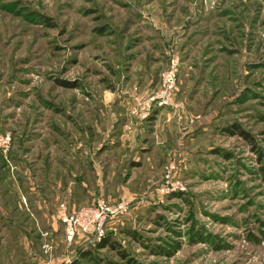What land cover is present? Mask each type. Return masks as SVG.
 I'll list each match as a JSON object with an SVG mask.
<instances>
[{"label": "rangeland", "instance_id": "1", "mask_svg": "<svg viewBox=\"0 0 264 264\" xmlns=\"http://www.w3.org/2000/svg\"><path fill=\"white\" fill-rule=\"evenodd\" d=\"M6 135L0 264H264V0H0Z\"/></svg>", "mask_w": 264, "mask_h": 264}, {"label": "built area", "instance_id": "2", "mask_svg": "<svg viewBox=\"0 0 264 264\" xmlns=\"http://www.w3.org/2000/svg\"><path fill=\"white\" fill-rule=\"evenodd\" d=\"M176 71V62L170 60L168 66L160 74V85L157 91L149 97L146 105L154 103L161 108L173 106L176 111L182 110L181 104L174 101ZM8 141V135L0 137L1 145H6ZM127 205V201L124 200L113 203L98 200L94 205L70 210L64 203H61L57 209V217L63 225L67 241H72L77 235L92 234L100 237L104 235L106 224L124 213Z\"/></svg>", "mask_w": 264, "mask_h": 264}]
</instances>
